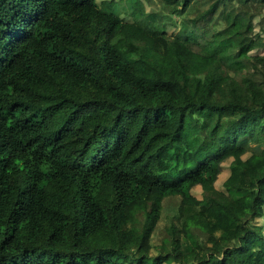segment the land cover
Returning a JSON list of instances; mask_svg holds the SVG:
<instances>
[{
    "label": "trees",
    "instance_id": "obj_1",
    "mask_svg": "<svg viewBox=\"0 0 264 264\" xmlns=\"http://www.w3.org/2000/svg\"><path fill=\"white\" fill-rule=\"evenodd\" d=\"M159 4L0 0V264H264V0Z\"/></svg>",
    "mask_w": 264,
    "mask_h": 264
},
{
    "label": "rangeland",
    "instance_id": "obj_2",
    "mask_svg": "<svg viewBox=\"0 0 264 264\" xmlns=\"http://www.w3.org/2000/svg\"><path fill=\"white\" fill-rule=\"evenodd\" d=\"M109 2H111V1H113V0H108ZM153 1V9H156L157 8V6H160V4H159V0H152ZM148 9H149V7H148ZM175 19H177V18H175ZM178 20V19H177ZM177 31V27H172L171 29H170V32L171 31ZM173 31V32H174ZM227 176H228V170H227V167H224L223 169H222V171H221V173L219 174V176H218V179L216 180V185L217 186H220V185H222V183L224 182V180L227 178ZM200 188L199 187H196V188H194V190H193V194L196 196V197H200V190H199Z\"/></svg>",
    "mask_w": 264,
    "mask_h": 264
}]
</instances>
